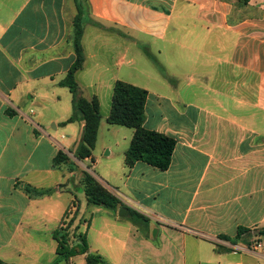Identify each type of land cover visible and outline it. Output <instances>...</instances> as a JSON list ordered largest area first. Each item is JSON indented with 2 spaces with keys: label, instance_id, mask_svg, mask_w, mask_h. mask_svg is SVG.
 <instances>
[{
  "label": "crops",
  "instance_id": "obj_1",
  "mask_svg": "<svg viewBox=\"0 0 264 264\" xmlns=\"http://www.w3.org/2000/svg\"><path fill=\"white\" fill-rule=\"evenodd\" d=\"M78 3L85 61L76 81L81 96L99 98L102 114L92 158L82 161L74 154L85 122L60 84L76 61ZM141 43L169 60L149 86L133 84L149 93L144 126L177 141L164 171L144 162L128 170V149L95 154L116 127L99 95L130 82L117 68L135 63ZM60 151L70 160L56 167ZM71 161L149 220L120 216L124 207L83 206V173ZM100 163L96 174L90 166ZM72 207L88 252L105 264L264 259L216 247H233L221 237L235 238L240 227H264V0H0V262L72 264L75 256L56 263L55 237Z\"/></svg>",
  "mask_w": 264,
  "mask_h": 264
},
{
  "label": "trees",
  "instance_id": "obj_2",
  "mask_svg": "<svg viewBox=\"0 0 264 264\" xmlns=\"http://www.w3.org/2000/svg\"><path fill=\"white\" fill-rule=\"evenodd\" d=\"M246 2L248 0H245ZM78 13L74 20L75 25V53L76 61L68 72L67 77L60 82L67 87L73 95V106L81 114V120L85 122V130L82 143L79 145L74 157L79 160L92 158L96 146L98 131L102 119L100 100L97 96L91 99L85 98L79 94V86L76 81V73L82 69L85 55L82 46L83 26L82 15L83 7L77 4ZM102 28V26H99ZM148 53V51H146ZM148 91L131 83L118 80L114 85L111 110L107 118L110 125L124 126L134 130L129 149L125 153V166L128 170L132 169L137 162L147 163L157 169L167 170L172 164V157L176 148L177 141L161 132L149 130L144 125L146 122V103ZM12 111L8 110V114ZM78 120L76 114L72 115L64 124ZM69 157L62 151L54 158V165L61 167L69 161ZM83 187L88 204L102 206L108 209L117 210L124 207L128 211V216L135 221L147 222L149 219L143 214L124 205L122 200L114 194L108 187L100 183L89 170L83 172ZM25 190L30 194L45 195L53 192V189L39 190L27 186ZM78 211V207H77ZM76 221L74 215L66 228L60 229L55 233L58 240V258L56 263L62 261L69 262L70 259L79 254H86V264H105L103 257L88 252V245L85 238L81 235V242L72 246V225ZM75 229H79L76 225ZM252 230L240 227L235 238L222 236L223 240L229 241L234 245L242 243L247 247L251 246ZM258 235L264 237V227L258 232ZM218 249H229L234 251L233 247H224L216 243ZM0 264H3L0 262Z\"/></svg>",
  "mask_w": 264,
  "mask_h": 264
},
{
  "label": "rangeland",
  "instance_id": "obj_3",
  "mask_svg": "<svg viewBox=\"0 0 264 264\" xmlns=\"http://www.w3.org/2000/svg\"><path fill=\"white\" fill-rule=\"evenodd\" d=\"M126 41H130L125 39ZM141 55L137 58L135 63L133 65H129L127 61L121 64L119 68H117L118 76L121 79L128 80L131 84H139L142 85L143 87L149 86L148 82L149 79L152 75L154 74H159V75H164L168 71V63L169 60L165 56V54H159L156 51L152 50L149 46L144 45L141 43ZM148 51V53L146 52ZM207 53V52H206ZM116 55V52L114 53ZM175 54L174 49L173 52L170 53V56H173ZM204 58V57H202ZM171 69V68H170ZM172 70V69H171ZM174 71V70H173ZM134 74L133 77L130 75ZM89 95V94H86ZM100 99L102 102V113H105L112 105V97H113V92L112 95L108 96L105 92H102L100 95ZM94 97V96H90ZM113 132L107 136H103L100 139L99 145L97 150L95 151V154L101 156V154H104V148H110L114 154L117 156L120 153H123L127 149H129L130 145V140L133 135L134 130L124 127V126H116L113 127ZM103 160V159H101ZM105 160V159H104ZM104 162V161H103ZM72 165H75L74 168H71L72 170H75L79 173H83L85 170L82 169L80 166L76 165L74 161L72 162ZM91 170L99 174L101 173V169L104 168V164L102 165L101 163L99 164L98 167H94V164H91L90 166ZM91 174L98 180V178L91 172ZM100 182V180H98ZM101 183V182H100ZM82 185H83V176H82ZM104 185V184H103ZM81 189L78 191V198L81 202H84L83 206H89V204L86 202V198L83 195V193L80 192ZM92 206V205H90ZM84 208V207H83ZM95 208V207H93ZM85 211V209H84ZM76 207H72L71 210L68 212L65 220L63 221V228H66L71 221L72 217L75 215L76 216V221L72 225V233L75 232V236L72 237V246H76V244H79L81 242V237L78 234V229H75L76 224H80V221L82 222L83 220L79 219V215L75 214L77 213ZM84 215V212H81ZM83 232V237H86L84 229L82 228ZM252 240L251 243L259 242L261 240H264V238L261 239V237L258 235L257 231H254L252 234ZM251 244V245H252ZM251 247V246H250ZM236 248H241V246H236ZM244 250L249 251L253 254H261L264 257V247L254 250V248L248 249L246 247H243ZM206 256H209L208 252L211 253L210 258H214V250H207L205 248ZM253 251V252H252ZM255 251V252H254ZM62 264H69V263H62ZM72 264H86V258L84 255H77L72 259ZM246 264H257L253 260L251 262H247ZM258 264H264V259H261Z\"/></svg>",
  "mask_w": 264,
  "mask_h": 264
},
{
  "label": "built area",
  "instance_id": "obj_4",
  "mask_svg": "<svg viewBox=\"0 0 264 264\" xmlns=\"http://www.w3.org/2000/svg\"><path fill=\"white\" fill-rule=\"evenodd\" d=\"M262 239V238H261ZM262 247H264V240H261V241H259V242H255V243H253L252 245H251V247H247L248 249H250L251 250V248H254V250L256 251V250H258V249H260V248H262ZM233 249H234V253H240V252H244L245 251V253H248V254H253V253H251V252H249V251H246V250H244L243 248H236V247H233ZM254 251V252H255ZM253 252V251H252Z\"/></svg>",
  "mask_w": 264,
  "mask_h": 264
},
{
  "label": "water",
  "instance_id": "obj_5",
  "mask_svg": "<svg viewBox=\"0 0 264 264\" xmlns=\"http://www.w3.org/2000/svg\"><path fill=\"white\" fill-rule=\"evenodd\" d=\"M119 214L122 217H126L128 216V211L125 208H121Z\"/></svg>",
  "mask_w": 264,
  "mask_h": 264
}]
</instances>
